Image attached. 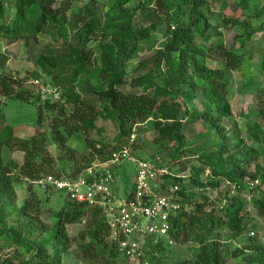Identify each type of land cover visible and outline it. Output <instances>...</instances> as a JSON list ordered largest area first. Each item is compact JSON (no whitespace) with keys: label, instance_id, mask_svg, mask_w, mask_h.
Instances as JSON below:
<instances>
[{"label":"trees","instance_id":"1","mask_svg":"<svg viewBox=\"0 0 264 264\" xmlns=\"http://www.w3.org/2000/svg\"><path fill=\"white\" fill-rule=\"evenodd\" d=\"M97 2L102 7L109 8L106 19L95 15L94 6ZM254 2L255 5L252 0H236L235 7L226 5L218 16L209 17L210 0H87L82 8L83 13L70 19L72 0H65L57 9L53 7L55 0H16V15L8 22L7 7L4 1L0 0V40L37 38L40 33L51 27L62 33L64 23L69 19V23L76 27L78 37L77 44L71 45L68 52L43 53L39 59L40 66L50 70L55 87L40 84L57 89L61 96L58 101L51 98L43 99L40 91L36 93L33 88L25 87V80H21L6 66L0 71V94L9 99L35 104L39 116V125L31 137L10 135L0 139L2 230L0 234L17 238L23 245H31L30 248L36 255L35 257L32 255L33 260L36 257L40 260L35 264H54L55 260L57 264H61L62 252L72 240L68 235L67 226L78 223L90 215L91 241L83 245V254L104 264H116L117 259L123 257L118 244L110 238V225L102 208L89 207L69 200L67 205L57 212L54 225L50 226L41 218V200L33 190L32 182L35 183L49 175L75 177L93 160L107 159L112 153L122 149L121 146L109 151V144L99 145L89 137L90 132L96 127V122L104 119L108 113L116 116L120 135L126 138L132 137L135 125L143 124L150 118L156 120V128H161L165 120L174 119L172 133H168V130L164 132L167 133L166 136L181 143L179 150H184V135L180 130L182 122L178 119L179 111L172 108L168 102H161L157 92L150 94L148 88L144 92L123 89L128 85L129 63L139 57L141 50L152 49L156 44L154 33L159 26L157 21L142 29L135 26L137 15L146 8H150L146 16L164 20L168 25L170 41L164 47V51L158 52L162 55V61L167 68L164 75L168 87L164 89V94L170 96L172 92L191 85L194 92L197 91L196 96H199L196 78L203 80L204 94L208 98L203 102L204 110L192 107L193 111L190 112L189 108L183 104L182 106L195 121L208 123L211 137H214L203 150L199 151L198 164L194 165L195 170L189 175V181L182 177L166 175L167 185H179L180 193L184 197L181 201L183 209L172 219L174 238L178 241L188 240V226L199 221L195 215H189L188 211L184 210L189 204L190 192L187 184L189 182L198 185L200 190L209 187L220 188L225 182L234 183L241 188L246 178L252 182H259V196L253 198L251 202L259 217L264 220V165L257 164L255 171H251L249 166L244 167L243 163L232 155L230 150L232 142L228 137L227 128L223 125L224 118L229 119L232 114L226 89L227 72L239 69L244 63L245 54L225 50L223 59L219 60L214 57L216 49L208 45L213 35L222 36L218 27L210 22L213 16L220 17L223 25L242 27L248 36L264 31V0ZM176 18V25L171 27L173 19ZM97 35L98 39L95 38ZM95 40H98V51L94 47ZM174 52H177V55H174ZM200 57L203 58V65L199 62ZM139 66L141 68L142 64ZM261 66L264 70V59ZM89 68L98 70L104 86L102 90L95 92L98 102L83 100L76 91L79 77ZM190 69L194 73L191 74ZM170 74L173 79L175 77L179 80L176 84L169 80ZM149 75L147 72L143 81L149 83ZM69 104L73 106L72 111L68 108ZM52 112L56 115L51 120L50 136L60 146L64 156L62 160H68L73 165L71 173L67 175H64L63 170L55 168L56 158L48 147L50 137L48 132L42 129L47 113ZM83 135L90 149V153L86 155H80L79 151L68 145L71 138H83ZM136 142L138 141L130 144L132 151L136 148ZM11 151L24 153V161L18 176L14 175L11 162L6 159V153ZM228 166H231V169H228ZM205 168L210 169L212 180L209 183L201 182ZM21 180L29 182V196L20 212L22 215L32 217L27 223L28 228L23 230L44 233L42 241H30L28 234L20 233L23 230L13 225L6 227L7 219L10 217V214H7L10 206L8 201L14 198V183ZM226 208L231 212L230 225L243 232L245 229L240 224L246 206L233 199ZM211 217L214 218L213 215ZM156 249L160 250V246ZM151 256L152 254H149L148 258ZM230 256H243L244 264H264V245L253 243L241 249L228 250L219 241L202 238L197 260L195 262L183 260L177 264H229ZM154 260L155 258L151 263Z\"/></svg>","mask_w":264,"mask_h":264},{"label":"rangeland","instance_id":"2","mask_svg":"<svg viewBox=\"0 0 264 264\" xmlns=\"http://www.w3.org/2000/svg\"><path fill=\"white\" fill-rule=\"evenodd\" d=\"M3 1L7 7V21H12L17 12L16 0ZM64 1L55 0L54 9H57ZM72 1L73 8L69 12L70 19L82 14V8L87 3V0ZM254 1L252 0L253 5H255ZM235 2L236 0H210L209 17L210 15L218 16L226 5L235 7ZM256 3H259V0H256ZM108 9L97 2L94 6V13L96 16L106 19ZM148 12H150V8L139 12L135 19V26L142 29L157 21L159 26L154 33L156 44L152 49L141 50L139 57L129 63L127 68L128 85L123 89L144 92L148 88L150 94L157 92L161 102H168L172 108L177 109L179 111L178 119L182 122L180 130L184 135V150H179L181 143L166 136L167 133L164 132V130H168V133H172L174 119L165 120L162 122L161 128H156V120L150 118L143 124L135 125L132 137L126 138L120 135L116 116L108 113L104 119H99L96 122V127L90 132L89 137L99 145L109 144V151L114 150L115 147L129 146L137 140L136 148H133L132 151L133 157L143 160L160 157L162 165L168 173H171L172 176L186 175L185 181H189L188 176L194 173V165L198 164L199 151L203 150L208 141L214 138L211 137L209 124L204 121H195L182 106V104L185 105L190 109V112L193 111L192 107L200 111L204 110L203 102L207 98L204 94L205 90H203L204 81L196 78L199 85V96H196L197 91L194 92L191 85L172 92L170 96L164 94V89L168 87L167 78L164 75L167 68L162 61V55H159L158 52L164 51V47L170 41L169 30L164 20L156 17L150 18L146 16ZM214 16L210 18V22L222 32V36L213 35L208 42L209 47L216 49L214 57L219 60L223 59L225 50L245 54L242 66L227 72L226 89L232 114L229 119L224 118L223 125L227 128L228 137L232 142L230 148L232 155L243 163L244 167L249 166L251 171H255L257 164L264 165V70L261 66L264 59V31L248 36L242 27L223 25L221 18H214ZM70 19L64 23L62 33L51 27L40 33L37 38H22L17 41L1 39L0 71L3 66H6L21 80H25V87L33 88L36 93L40 91L37 88L40 86L35 84L37 81L43 85L55 87L49 73L50 70L41 67L39 59L43 53H66L71 45L77 44L76 27L69 23ZM176 23L177 18L173 19L171 27ZM98 33L101 34L100 30ZM98 37L99 35L95 38L98 39ZM94 47L98 51V40L94 41ZM174 55H177V52H174ZM199 62L203 65V58L200 57ZM140 64H142L141 68ZM147 72L150 74L149 83L143 81ZM190 73H194L192 69H190ZM168 78L175 84L179 81L175 77L173 79L172 74ZM103 88L98 70L89 68L79 77L76 91L83 100L98 102L95 92ZM68 108L72 111L73 106L69 104ZM55 115L54 112L47 113L42 129L49 134L48 147L56 158L55 168L63 170L64 175H67L71 173L73 165L68 160H62L64 156H62L60 146L50 136V124ZM38 119V108L35 104L9 99L0 94V139L10 135L22 138L31 137L39 125ZM68 145L79 151L80 155L90 153L84 135L83 138H71ZM23 155L20 151L6 153V159L11 162L15 176H18L23 163ZM228 169H231V166H228ZM137 171V163L130 159H125L118 166L115 188L117 196L121 199H126L133 191ZM201 179L203 183H209L212 180L210 169L205 168ZM32 183L33 190L37 192L41 200V218L44 223L53 226L57 212L67 205L69 199L65 193L57 191L49 185L45 187ZM187 184L190 195L186 209L189 215H195L199 219L188 226V240L174 239L175 243L172 245L166 244L160 247V250H150L149 254L152 256L150 259L147 258V261H129L123 256L117 259L116 264H177L183 260L195 262L200 252L202 238L219 241L228 250L241 249L253 243L264 245V241L261 239L264 236V220L259 217L251 202L253 198L259 196V182H252L246 178L241 188L234 183L225 182L220 188L209 187L202 190L198 189V185L190 184V182ZM28 187L29 182L26 180L14 183V198L8 201L10 206L7 214H10V217L7 219V228L12 225L22 230L28 228L27 223L32 217L22 215L20 212V208L29 196ZM233 199L246 206V212L244 211V218L240 224L245 229L243 232L230 225L231 212L226 207L233 202ZM212 215L214 218L211 217ZM90 223L89 215L82 221L67 226L68 235L72 240L62 252L61 264H104L96 258H89L83 254V245L91 241L89 237ZM0 231H2L1 226ZM252 232L257 234L255 238L250 237ZM20 233L28 234L30 241H42L45 236L44 233L37 230L32 232L23 230ZM30 247L31 245H23V242L17 238L0 234V264H35V262H40L38 257L33 260L36 255L33 254L34 251ZM154 258L155 260L151 263ZM229 258V264H244L243 256H230ZM54 264H57L56 260Z\"/></svg>","mask_w":264,"mask_h":264},{"label":"built area","instance_id":"3","mask_svg":"<svg viewBox=\"0 0 264 264\" xmlns=\"http://www.w3.org/2000/svg\"><path fill=\"white\" fill-rule=\"evenodd\" d=\"M43 99L58 101L57 89L35 83ZM132 144V143H131ZM131 145L112 153L107 159H95L75 177L49 175L35 182L51 186L65 193L70 201L104 210L110 225V238L129 261H147L150 250L172 245V219L183 209L179 185H167L166 175L172 176L162 165V159L143 160L133 157ZM137 163L134 189L126 199L117 196V169L125 160ZM186 180V175H180ZM189 178V176H188ZM184 210H187L186 208ZM255 232L250 237L255 238ZM264 241V236L261 237Z\"/></svg>","mask_w":264,"mask_h":264},{"label":"crops","instance_id":"4","mask_svg":"<svg viewBox=\"0 0 264 264\" xmlns=\"http://www.w3.org/2000/svg\"><path fill=\"white\" fill-rule=\"evenodd\" d=\"M23 153V152H22ZM24 154V153H23ZM23 161H24V155H23Z\"/></svg>","mask_w":264,"mask_h":264}]
</instances>
